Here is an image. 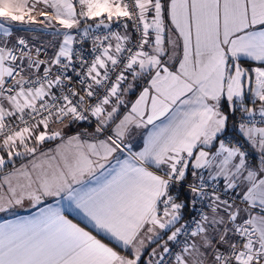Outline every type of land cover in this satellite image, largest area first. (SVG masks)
I'll use <instances>...</instances> for the list:
<instances>
[{"label":"snow or ice","instance_id":"snow-or-ice-1","mask_svg":"<svg viewBox=\"0 0 264 264\" xmlns=\"http://www.w3.org/2000/svg\"><path fill=\"white\" fill-rule=\"evenodd\" d=\"M0 264H264V0H0Z\"/></svg>","mask_w":264,"mask_h":264},{"label":"crops","instance_id":"crops-1","mask_svg":"<svg viewBox=\"0 0 264 264\" xmlns=\"http://www.w3.org/2000/svg\"><path fill=\"white\" fill-rule=\"evenodd\" d=\"M38 9L39 8H43V5H38L37 6ZM37 21H40L41 19H43L42 17H40L39 15H37ZM59 27L57 24H55V22L53 23L52 26H45L44 24L41 23H35V24H16L14 25V28L16 30H18V34L19 35H23L26 36L27 38H29L30 41L34 42V43H47L50 40H54L55 39V31L56 28ZM182 54V52L180 53ZM139 92V89L137 90V94ZM131 99H135V96L130 97ZM235 135L237 139H239L240 137L235 133V130H231L230 132V136ZM55 143L57 142H52L50 144H46L45 147H55ZM31 214V210H27V209H21L18 211L17 215L19 216H26ZM7 218H12V217H7Z\"/></svg>","mask_w":264,"mask_h":264},{"label":"built area","instance_id":"built-area-1","mask_svg":"<svg viewBox=\"0 0 264 264\" xmlns=\"http://www.w3.org/2000/svg\"><path fill=\"white\" fill-rule=\"evenodd\" d=\"M114 27H115V25H114Z\"/></svg>","mask_w":264,"mask_h":264}]
</instances>
